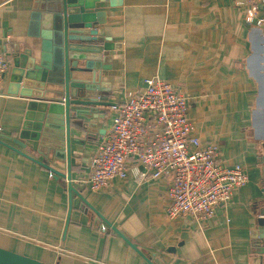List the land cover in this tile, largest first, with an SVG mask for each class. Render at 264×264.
<instances>
[{"label":"crops","instance_id":"crops-1","mask_svg":"<svg viewBox=\"0 0 264 264\" xmlns=\"http://www.w3.org/2000/svg\"><path fill=\"white\" fill-rule=\"evenodd\" d=\"M116 1L95 10L97 35L114 46L96 64L107 68L100 85L108 102H123L147 78L170 83L187 99L196 136L218 147L222 165H241L248 182L203 221L167 218L169 177L152 179L137 162H129L124 179L90 191L85 180L111 125L108 108L71 128L72 186L153 264H260L253 249L264 241L252 234L264 205V24L256 23L264 19V0H253L252 24L242 0ZM32 7L33 0H0V53L9 59L0 85V248L46 264H147L93 212L80 210L76 196L65 227L66 180L12 149L28 153L11 139L21 134L30 100L13 93L9 80L16 45L39 56Z\"/></svg>","mask_w":264,"mask_h":264},{"label":"water","instance_id":"water-1","mask_svg":"<svg viewBox=\"0 0 264 264\" xmlns=\"http://www.w3.org/2000/svg\"><path fill=\"white\" fill-rule=\"evenodd\" d=\"M105 2L110 6L117 3L116 0H33L30 36L41 40L39 56L35 57L31 47L16 45L9 80L13 93L30 100L21 134L18 138H10L15 146L28 153L5 145L37 163L53 178L66 180L68 214L65 227L69 222L72 197L76 196L80 201V210L88 208L147 264H153L71 184V128L84 127L83 121L97 120L94 114H100V109L114 105L108 102L106 90L100 85L102 72L107 68L96 66L102 63L110 48H114L106 44L104 37L97 35V26L102 22L96 19L95 10L98 4ZM74 74H86L90 78L80 80ZM34 142L38 144L33 146ZM259 216L258 228L253 231L252 238L262 243L264 205L259 210ZM256 244L258 247L253 249V253L258 254L260 264H264V246ZM0 264L46 263L0 248Z\"/></svg>","mask_w":264,"mask_h":264},{"label":"built area","instance_id":"built-area-1","mask_svg":"<svg viewBox=\"0 0 264 264\" xmlns=\"http://www.w3.org/2000/svg\"><path fill=\"white\" fill-rule=\"evenodd\" d=\"M239 4L247 8L245 21L252 24L256 4L253 0ZM256 23L264 24V19ZM8 69L9 59L0 53V85ZM110 109V128L96 144L85 180L90 191L108 187L113 179H124L129 162H137L152 179L169 177L167 218L189 215L203 221L247 184L241 165H222L218 147L196 136L187 115V99L170 83L147 78L141 90L127 93L123 102Z\"/></svg>","mask_w":264,"mask_h":264}]
</instances>
